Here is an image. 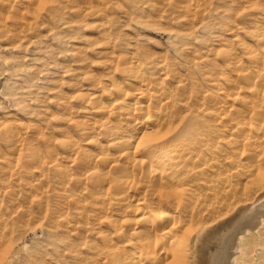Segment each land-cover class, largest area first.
<instances>
[{
	"label": "rangeland",
	"instance_id": "obj_1",
	"mask_svg": "<svg viewBox=\"0 0 264 264\" xmlns=\"http://www.w3.org/2000/svg\"><path fill=\"white\" fill-rule=\"evenodd\" d=\"M40 1L34 5L17 0L16 6L24 4L18 13L12 2L0 0V155L10 161L17 156L4 141L6 131L13 128L23 152L27 143L39 142L43 156L53 161L44 168L45 194L22 187L11 192L0 185L6 209L14 213L11 254L5 264H101L90 246H103L102 234L107 222L115 219L109 217L116 215V204L110 202L106 223H95L96 196L91 182L81 180L114 167L100 163L88 172L79 169L87 149L79 111L81 96L96 92L95 85H121L118 72L104 68L110 46L102 16L112 29L114 55L136 54L144 72L149 67L145 53L165 60L164 76L153 74L157 70L146 75L154 82L152 88L159 83L157 89L172 95L175 107L180 104L176 114L189 119L195 102L188 103L181 95L189 101L201 94L209 99L213 95L207 85L209 72L225 68L221 51L245 57L243 47L254 45L248 19L255 14L256 0H209L202 13L185 12L182 0ZM104 134L98 138L101 144ZM68 141L80 152L77 159L65 158L62 147ZM20 157L21 179L29 183L34 177ZM57 167L66 172L63 180L55 176ZM245 191L222 208L208 231L192 238L187 264H216L224 250L230 264H264V223L252 230L246 225L256 215L252 210L264 202V185H250ZM240 224L246 228L227 236Z\"/></svg>",
	"mask_w": 264,
	"mask_h": 264
},
{
	"label": "bare ground",
	"instance_id": "obj_2",
	"mask_svg": "<svg viewBox=\"0 0 264 264\" xmlns=\"http://www.w3.org/2000/svg\"><path fill=\"white\" fill-rule=\"evenodd\" d=\"M8 1L16 6L17 0ZM36 1L42 3H25L35 5ZM208 1L182 3L185 12L202 13ZM260 3L254 2L255 14L248 19L254 45L243 47L245 57L223 49L220 55L225 68L209 72L207 85L213 95L207 99L201 94L190 101L181 95L188 103L195 102L189 119L176 114L180 104L175 107L173 96L157 89L159 83L152 88L154 82L147 76L153 70L164 76L165 60L145 53L149 67L144 72L136 54L114 55L112 29L102 16L103 35L110 46L104 68L118 72L122 86L118 82L95 85L96 92L81 96L79 111L87 145L79 169L88 172L100 163L114 167L81 180V184L91 182L96 196L95 223L103 225L110 202L116 204V215L109 217L115 219L107 222L102 234L105 247L90 246L101 264H187L192 238L208 231L222 208L229 207L238 194L245 195L248 186L264 185V4ZM23 5L16 6L18 13ZM102 132L104 144L98 141ZM5 134L8 151L17 156L10 161L0 155L1 189L8 187L12 192L22 187L47 193L44 168L53 161L43 156L39 142L27 143L23 152L16 130ZM62 149L65 158L77 159L80 154L69 141ZM20 156L34 177L29 183L21 179ZM55 176L63 180L66 172L57 167ZM252 213L256 215L246 224L251 230L264 223V202ZM12 218L14 213L6 209L0 195V264L11 254ZM238 225L227 236L246 228ZM224 251L216 264H230Z\"/></svg>",
	"mask_w": 264,
	"mask_h": 264
}]
</instances>
